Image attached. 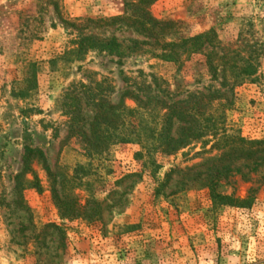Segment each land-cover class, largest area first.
<instances>
[{
	"label": "rangeland",
	"instance_id": "374dc122",
	"mask_svg": "<svg viewBox=\"0 0 264 264\" xmlns=\"http://www.w3.org/2000/svg\"><path fill=\"white\" fill-rule=\"evenodd\" d=\"M130 1L0 0V264H264V153L245 147L264 141V0H153L147 11L176 22L178 37L214 28L213 51L251 56L256 72L229 103L211 102L214 136L171 155L148 153L145 137L89 155L91 95L115 104L143 84L176 99L224 92L204 54L166 62L151 39L120 61L79 55L82 37L143 40L92 22L123 16ZM25 148L36 152L17 192ZM215 169L218 198L206 187Z\"/></svg>",
	"mask_w": 264,
	"mask_h": 264
},
{
	"label": "trees",
	"instance_id": "16d2710c",
	"mask_svg": "<svg viewBox=\"0 0 264 264\" xmlns=\"http://www.w3.org/2000/svg\"><path fill=\"white\" fill-rule=\"evenodd\" d=\"M151 2L153 0H131L126 5L129 12H125L123 16L92 21L101 23L102 26L120 24V26L131 29L143 40L130 39L127 40L128 45L124 46L114 37L108 39L82 37L79 40V55L93 50L115 56L120 61L126 54L136 51L141 45L148 44L146 39H151L154 44H159L162 50V53L156 57L166 62H176L181 55L204 54L208 71L213 79L219 78V88L224 92L220 93L217 90L189 93L182 99H176V95L170 94L167 90L155 92L159 87L157 84L154 86V90L149 84H143L136 93L125 92L122 94L115 104L106 102L100 95H91L90 102L94 113L88 123L87 133L83 132L80 135L88 147L86 152L89 155L102 154L110 141H136L141 144L142 137L149 141L148 146L145 147L148 153L159 151L171 155L193 142L214 136L213 133L209 134L212 127V116L209 112L211 102L220 98L229 103L225 93L251 78L256 72V65L251 61L253 59L251 56L242 58L237 51L227 52L225 56H218L213 51L219 45L214 28L192 37H178L176 22L157 20L150 15L147 6ZM230 53L233 54L234 61L227 62L229 60H226L225 57ZM80 86L86 88L82 84ZM124 98L131 99L135 103V107L126 106ZM128 120H131L132 124H127ZM123 130L126 131L125 134ZM121 135H123L122 138H118ZM235 142L236 139H229L224 143L230 146ZM239 142L244 147L243 140H239ZM254 146H257V149L254 150ZM245 147H249L248 156L264 153V141L249 143ZM245 147L243 150L246 149ZM35 152L28 148L24 150L21 158V171L15 177L13 187L17 192L21 191L24 174L31 172L29 164L31 156ZM37 153L39 157H42L41 152ZM45 169H47L46 166ZM221 173L220 170L215 169L206 184L213 198L219 197L216 188Z\"/></svg>",
	"mask_w": 264,
	"mask_h": 264
}]
</instances>
